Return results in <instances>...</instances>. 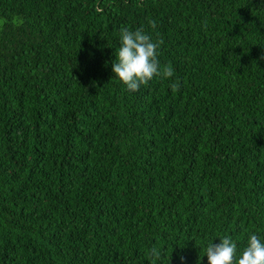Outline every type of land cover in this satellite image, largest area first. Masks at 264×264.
<instances>
[{
  "label": "trees",
  "instance_id": "obj_1",
  "mask_svg": "<svg viewBox=\"0 0 264 264\" xmlns=\"http://www.w3.org/2000/svg\"><path fill=\"white\" fill-rule=\"evenodd\" d=\"M122 28L174 76L113 79ZM253 232L264 0H0V264H207Z\"/></svg>",
  "mask_w": 264,
  "mask_h": 264
},
{
  "label": "clouds",
  "instance_id": "obj_2",
  "mask_svg": "<svg viewBox=\"0 0 264 264\" xmlns=\"http://www.w3.org/2000/svg\"><path fill=\"white\" fill-rule=\"evenodd\" d=\"M159 47L160 42L153 40L143 29H120L117 43L112 47L114 59L110 61L113 79L121 82L126 90L135 92L156 77L172 78L173 69L161 67ZM218 238V243L214 244L211 238L204 247L202 257H207V264H264V238L260 234H247L242 249H238L237 243L230 236ZM148 255L159 262L162 250L152 247ZM200 258H197L199 264ZM170 259L171 256L169 264ZM177 260L178 264H185L184 256H178Z\"/></svg>",
  "mask_w": 264,
  "mask_h": 264
}]
</instances>
